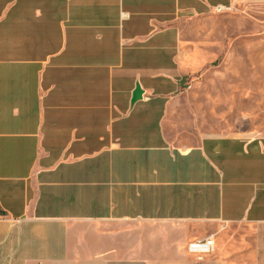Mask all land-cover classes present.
I'll return each instance as SVG.
<instances>
[{
  "label": "crops",
  "instance_id": "1",
  "mask_svg": "<svg viewBox=\"0 0 264 264\" xmlns=\"http://www.w3.org/2000/svg\"><path fill=\"white\" fill-rule=\"evenodd\" d=\"M242 1L0 0V264H222L190 245L264 226V137L169 138L184 24Z\"/></svg>",
  "mask_w": 264,
  "mask_h": 264
},
{
  "label": "rangeland",
  "instance_id": "2",
  "mask_svg": "<svg viewBox=\"0 0 264 264\" xmlns=\"http://www.w3.org/2000/svg\"><path fill=\"white\" fill-rule=\"evenodd\" d=\"M193 64L168 116L170 141L264 137V0L184 24ZM213 255L222 264H264V226H216Z\"/></svg>",
  "mask_w": 264,
  "mask_h": 264
},
{
  "label": "built area",
  "instance_id": "3",
  "mask_svg": "<svg viewBox=\"0 0 264 264\" xmlns=\"http://www.w3.org/2000/svg\"><path fill=\"white\" fill-rule=\"evenodd\" d=\"M222 10V8H218V11ZM4 216L0 215V218ZM190 249L193 251L200 252H211L214 250V240L212 238H208L206 240H201L196 243L190 245Z\"/></svg>",
  "mask_w": 264,
  "mask_h": 264
},
{
  "label": "water",
  "instance_id": "4",
  "mask_svg": "<svg viewBox=\"0 0 264 264\" xmlns=\"http://www.w3.org/2000/svg\"><path fill=\"white\" fill-rule=\"evenodd\" d=\"M141 94H142V92H141L140 88H137L135 93H134V100L140 99Z\"/></svg>",
  "mask_w": 264,
  "mask_h": 264
}]
</instances>
